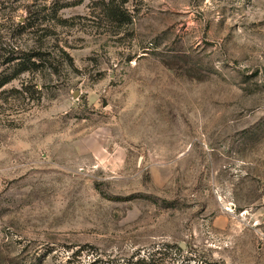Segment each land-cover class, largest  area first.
<instances>
[{
    "label": "rangeland",
    "instance_id": "1",
    "mask_svg": "<svg viewBox=\"0 0 264 264\" xmlns=\"http://www.w3.org/2000/svg\"><path fill=\"white\" fill-rule=\"evenodd\" d=\"M103 6L0 0V264H264V0Z\"/></svg>",
    "mask_w": 264,
    "mask_h": 264
},
{
    "label": "trees",
    "instance_id": "2",
    "mask_svg": "<svg viewBox=\"0 0 264 264\" xmlns=\"http://www.w3.org/2000/svg\"><path fill=\"white\" fill-rule=\"evenodd\" d=\"M103 1V12L107 15L108 19L110 21L119 22V25H122L125 23V21H131L134 18V12L136 11V8H128V4L134 5V2H137V0H102ZM36 57V55H33L31 57L28 56L24 58L22 62H19L18 65L21 66L20 72L24 71H30L32 68L35 67V69L38 67L37 61L38 58H35L34 60L32 58ZM12 78L5 79L0 82V87H2L4 84L8 83ZM148 259L150 261H148ZM153 257H144L142 259H139L138 261H133L132 259H129L127 261V264H153L152 263ZM99 262V260H94L92 263L96 264Z\"/></svg>",
    "mask_w": 264,
    "mask_h": 264
}]
</instances>
